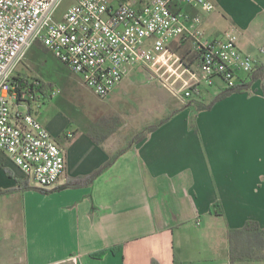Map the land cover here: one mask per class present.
Instances as JSON below:
<instances>
[{
	"label": "crops",
	"instance_id": "1",
	"mask_svg": "<svg viewBox=\"0 0 264 264\" xmlns=\"http://www.w3.org/2000/svg\"><path fill=\"white\" fill-rule=\"evenodd\" d=\"M211 1L212 13L182 9L202 18L208 38L237 35L240 49L264 66V0ZM179 44L191 61V44ZM137 82L154 97L142 105L155 118L125 139L116 133L134 119L124 113L86 126L65 113L47 121L42 109L38 121L67 156L49 193L25 189L20 182L32 186L24 173L0 153V191L20 188L0 196V264H264L231 262L228 241L229 231L250 222L264 231V78L218 101L221 87L182 102L147 70L133 69L108 98ZM157 87L175 105L153 94ZM193 101L211 106L197 111ZM120 151L92 184L78 186Z\"/></svg>",
	"mask_w": 264,
	"mask_h": 264
},
{
	"label": "built area",
	"instance_id": "2",
	"mask_svg": "<svg viewBox=\"0 0 264 264\" xmlns=\"http://www.w3.org/2000/svg\"><path fill=\"white\" fill-rule=\"evenodd\" d=\"M62 1L0 0V153L40 189L59 183L67 156L37 119L60 89L15 76L36 43L103 99L139 66L182 102L200 96L203 82L218 86L221 81L223 90L232 89L257 68L258 60L240 49L237 35L208 38L202 18L182 9L212 13L211 0H73L58 18ZM182 41L191 44V61L173 47Z\"/></svg>",
	"mask_w": 264,
	"mask_h": 264
},
{
	"label": "rangeland",
	"instance_id": "3",
	"mask_svg": "<svg viewBox=\"0 0 264 264\" xmlns=\"http://www.w3.org/2000/svg\"><path fill=\"white\" fill-rule=\"evenodd\" d=\"M140 2L141 0H133ZM148 0H142L143 3H147ZM73 0H63L57 12V17L60 18L66 10L73 5ZM183 45V44H182ZM180 54H185V47L180 44L173 46ZM32 49V48H31ZM30 49V50H31ZM29 50V52H30ZM26 55L25 59L18 65L15 76H23L31 79H39L46 83H52L60 89V94L50 103H47L43 109V119L52 122V119L57 113H65L73 121H81L83 125H88L92 120L94 122L99 119L101 115H110L119 113L120 118L123 116L121 113L126 114L124 117L134 119V126L128 127L123 132H118L124 139L126 136L134 133L133 131H139L141 129L142 119H154V113L151 114L150 107L145 108L142 102L150 105V101L153 98L144 97L145 92L142 91V82L134 83L132 87L119 91L116 95L111 98H100L93 91L88 89L81 81V78L72 73L64 64H62L55 56L51 53L45 54L43 58H37L38 56L31 52ZM147 70L142 66L136 67L134 70ZM225 87V84L221 81L218 82V86H209L206 82L201 84L202 92H216ZM147 93H150L148 88H144ZM157 97H161L162 100L168 104H174V99L160 87L153 91ZM154 96V95H153ZM197 98V97H196ZM197 100V99H196ZM144 107V108H142ZM22 112L24 108L21 109ZM116 114L112 115L115 117ZM118 117V115L116 116ZM160 117V113H157V118ZM58 120V119H56ZM138 120L139 124L136 123ZM75 125L70 128H74ZM133 130V131H132ZM14 170H17L13 167ZM24 178L27 179L24 174ZM32 187L38 188L36 181L33 178L27 179Z\"/></svg>",
	"mask_w": 264,
	"mask_h": 264
},
{
	"label": "trees",
	"instance_id": "4",
	"mask_svg": "<svg viewBox=\"0 0 264 264\" xmlns=\"http://www.w3.org/2000/svg\"><path fill=\"white\" fill-rule=\"evenodd\" d=\"M34 52L38 57L43 58L45 54L51 53L45 46L41 43H36L29 53ZM52 54V53H51ZM56 58V57H55ZM63 64V63H62ZM66 66V65H65ZM67 67V66H66ZM250 82L244 83L242 85H238L232 89H224L222 93L215 99L218 101L227 95L232 93L243 92L249 89L250 83L254 82L259 79L264 78V66H260L256 69L255 72L251 73L250 75ZM52 84V83H51ZM194 106L197 111H202L210 108L211 105H204L200 102L193 101L190 104ZM153 128H150L148 131H151ZM142 135L138 136L137 140H140ZM123 151L116 153L112 158L109 160L107 165L100 169L99 171L95 172L94 174L81 178L78 186L81 185H90L92 184L106 169L113 165V163L117 160L119 156H121ZM20 184H25V189H36L42 192L49 193L50 191L40 189V188H33L28 185L27 182H20ZM69 185H65L59 187L58 190L67 188ZM20 188L16 190H7V191H0V196L4 194L11 193L13 191H19ZM228 241H229V254L231 262H238V261H264V231H261L256 223H248L245 228L241 230L229 231L228 232Z\"/></svg>",
	"mask_w": 264,
	"mask_h": 264
}]
</instances>
